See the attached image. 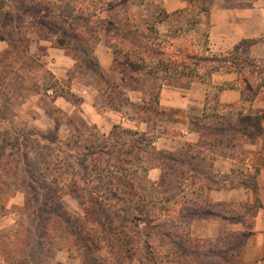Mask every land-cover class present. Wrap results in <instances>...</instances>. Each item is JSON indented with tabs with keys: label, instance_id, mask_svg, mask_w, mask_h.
Segmentation results:
<instances>
[{
	"label": "rangeland",
	"instance_id": "1",
	"mask_svg": "<svg viewBox=\"0 0 264 264\" xmlns=\"http://www.w3.org/2000/svg\"><path fill=\"white\" fill-rule=\"evenodd\" d=\"M122 2L85 3L82 10L74 1L63 0L55 4L59 13L41 19L23 13L31 4L21 0H11L10 13L0 11V36L6 34L10 39L0 51V264H84L83 260L92 264L84 234L77 230L78 222L85 220L84 202L105 190L85 181L95 179L99 165L95 159L102 156L101 149L90 144L113 137L148 141L144 145L151 152L143 156L139 167L134 165L132 178L149 200L179 193L185 185L181 170L193 173V180L186 183L192 182V191L203 186L201 198L187 200L147 226L151 236L172 248L170 260L264 264V242L260 241L264 228L258 227L263 207L258 194L264 158L263 117L244 114L242 101L232 106L233 124L224 117L187 118L181 109L169 107L162 108L177 122L146 120L130 104L118 98L108 100L114 98L117 85L131 104L142 105L143 100L155 99L161 87L159 80L141 69L140 60H125L126 49L114 52L124 42L113 32V25L117 12L127 10L143 21L139 25L143 30L153 24L164 36L169 25L158 24L162 15L156 11V0H131L123 6ZM6 3L0 0V8ZM31 7L35 14L41 6ZM60 33L72 40V46L60 47ZM251 44L245 42L219 58L200 60L218 67L226 63L222 69H209L211 75L219 69L241 68L233 60L243 58L240 80L264 85V59L251 55ZM244 48L249 51L246 55ZM165 74L172 85H186L173 80L174 72ZM190 128L199 131L196 143L185 133ZM115 156L124 158L121 153ZM221 156L232 159L231 173H218L213 167L208 170ZM161 160L174 162L177 170L167 164L163 168ZM76 181L80 190L74 188ZM228 188H248V196L211 199L212 189ZM112 204L121 203L115 199ZM107 217L100 215L101 222ZM189 236L201 241L189 242Z\"/></svg>",
	"mask_w": 264,
	"mask_h": 264
},
{
	"label": "trees",
	"instance_id": "2",
	"mask_svg": "<svg viewBox=\"0 0 264 264\" xmlns=\"http://www.w3.org/2000/svg\"><path fill=\"white\" fill-rule=\"evenodd\" d=\"M21 1L28 2L34 6H41L37 12L35 11V14L31 13L33 12L31 5H28L26 10H22L23 13H28L26 15L30 19H41L49 13H59L55 4L48 0ZM72 1L79 5L80 9L84 10L83 5L85 3L95 4L103 0ZM130 1L124 0L121 5L123 6ZM66 4L69 3L67 2ZM238 5L245 4L240 2ZM208 9V0H190V4L187 7L170 14L166 13L163 18L158 19V22L163 19L169 22L168 32L164 36H160L158 29L153 24L147 25L145 30L139 27L140 21H143L134 17L131 11L127 10L125 14L119 11L115 16V21L117 22L114 21L113 32L119 33L117 38H121L124 44H121L122 48H118L120 50H114V52L126 49L125 60L139 58L141 60V69L146 75L159 80L160 85L167 80L166 72H174L172 78L175 77V79L183 75L202 76L207 83V97L203 116H197V119L201 121L204 117L211 116L221 120L224 117L226 123L231 122L233 124V105L221 103L218 99L219 91L225 87L239 88L242 100L251 102L257 97L263 84L254 85L238 78L236 81L229 82L226 85H216L210 79H207L208 73L218 67L217 64L206 65L205 61H203L204 63L201 62L203 59L208 58L209 33L203 22V13ZM0 11L10 13L13 9H7L4 5L3 7L1 6ZM60 15L65 17L64 14ZM145 22L146 24L148 23L147 21ZM41 29L43 30L44 28ZM3 37L10 41L6 34H3ZM245 42L253 44L254 39L242 40L238 46H235L234 50H237ZM70 45L72 46V40H67L60 33V47L67 48ZM247 53H249L248 49L244 48V54L246 55ZM246 57H250L249 54ZM214 58L216 57H212V59ZM125 62L123 61L122 63L126 64ZM233 63L241 65V68L235 66L232 68V70L238 71L241 75L244 67L243 58L238 57L233 60ZM137 83L138 78L135 80V84ZM133 84L132 82L131 85ZM115 86L116 89H113L115 96L108 100L113 101L118 98L127 106L130 104V107L136 113L144 116L146 120L155 118L156 121L160 119L174 121V118L160 107L159 94H157L155 99L143 100L142 105L134 106L128 98H125L121 90H119V86ZM139 138H136V140H120L113 137L100 143L96 141L90 144L94 148H100L102 156L100 159H95L96 165L99 164L93 174L95 179L84 180L88 183H96L97 186H103L105 190L91 196L84 202L85 220L78 222L77 230L84 234L87 248L91 251L89 257L92 264H128V261L133 259H138L141 263L146 260L147 263L144 264H194L188 259L170 260L172 248L160 243L155 236L152 235V237L150 235L152 230L147 228V226H153L152 220L161 218L160 216L166 215V212L176 211V207L187 200L201 198L204 192L203 186L198 188L199 191H192V182L188 183L189 185L186 183L189 179L193 180V173L188 175L186 170H181L185 185L179 193L174 195L165 193V196L159 200H149L138 188L137 181L132 178V175H135L134 165L136 164L139 167L143 156L147 152H151L150 149H152L151 147L148 149L147 145H144L147 141L146 139ZM188 145L192 146L193 144ZM90 146L87 148L90 149ZM118 153L123 154L124 158L122 156L120 158L116 157L115 155ZM168 154L171 156V153ZM197 155V153L194 154V157ZM161 161L163 162V160ZM165 164H167L169 169L177 170L174 162H163V168ZM211 167L212 165H209L208 170H211ZM77 180L84 182L82 178ZM79 181H76L74 186L78 190H80L78 188ZM115 199H118L121 204H112ZM133 204L134 206H132ZM106 209L110 210L109 215H106ZM100 215L108 216L105 223L101 222ZM146 237L149 239L146 240ZM186 240L189 242L201 241V239H193L190 236ZM83 255L86 257L85 254ZM83 262L84 264H89L85 260Z\"/></svg>",
	"mask_w": 264,
	"mask_h": 264
},
{
	"label": "crops",
	"instance_id": "3",
	"mask_svg": "<svg viewBox=\"0 0 264 264\" xmlns=\"http://www.w3.org/2000/svg\"><path fill=\"white\" fill-rule=\"evenodd\" d=\"M48 1L54 4H59L63 0ZM7 2L8 3L5 4L6 8L11 9V4L13 3H11V0H7ZM146 2H148V0H146ZM240 2H243L245 5H238ZM155 3V5L158 6V8H156L157 13H161L163 18V15L166 13L170 14L176 10L187 7L190 4V0H156ZM208 3L209 9L203 13V22L209 33L208 57L219 58L220 55H225L226 52H230L231 50L233 51L235 46H238L242 40L254 39V43L251 44L249 48L250 53L256 58L264 59V0H208ZM147 11L149 13V9H147ZM24 18L27 17L24 16ZM164 23L169 25V22L165 19L158 22L160 25H163ZM167 29L164 30L165 34L168 32ZM33 34L35 33H31L30 35ZM40 42L49 45L46 40H41ZM6 47H8L7 39L0 36V51L6 49ZM137 59L138 61L140 60L139 58ZM225 64V62H220L218 68H224L223 65ZM232 68L233 67H228L227 71H221V69H219V71L212 73L211 75L208 73L207 79H210L212 83L216 85H226L229 82H234L240 78V74L238 71L232 70ZM173 80L184 81L186 85H172L169 79L165 80L158 93L160 107L181 109L187 118H191L190 115L203 116L207 97V83L204 81L203 77L199 75H183L178 79L173 78ZM195 90L198 92L195 93ZM218 99L221 103L231 104L233 106L243 101L240 89L232 87H225L220 90ZM195 106L200 109L198 112H194L193 107ZM243 109H245V112L243 111L244 114L257 117L262 116L264 119V85L261 87L260 92L253 101L244 103ZM141 122L144 123L142 120ZM185 133L190 141L196 143L199 140L197 136L199 131H197V129L190 128V130H186ZM262 146H264V140H262ZM212 167L218 173H231L233 161L229 156H221V158L218 157L214 160V165H212ZM247 190L248 188L244 191L237 190L236 188L212 189L210 196L214 201L233 200L238 195L241 197H245L246 195L247 197ZM258 194L263 203V207L258 217V227L259 229H263L264 158L263 165L260 169ZM262 239L264 242V235L260 236V241H262Z\"/></svg>",
	"mask_w": 264,
	"mask_h": 264
}]
</instances>
